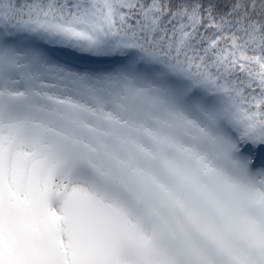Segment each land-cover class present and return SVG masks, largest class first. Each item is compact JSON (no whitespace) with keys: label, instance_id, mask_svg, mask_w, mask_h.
I'll return each instance as SVG.
<instances>
[{"label":"snow or ice","instance_id":"6c2138e0","mask_svg":"<svg viewBox=\"0 0 264 264\" xmlns=\"http://www.w3.org/2000/svg\"><path fill=\"white\" fill-rule=\"evenodd\" d=\"M0 264H264V0H0Z\"/></svg>","mask_w":264,"mask_h":264}]
</instances>
